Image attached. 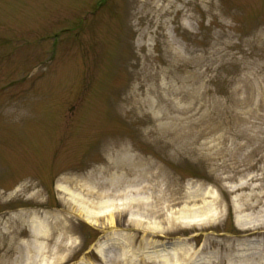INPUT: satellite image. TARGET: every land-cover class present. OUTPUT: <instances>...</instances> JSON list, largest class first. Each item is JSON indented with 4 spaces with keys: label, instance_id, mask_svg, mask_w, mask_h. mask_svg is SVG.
<instances>
[{
    "label": "rangeland",
    "instance_id": "rangeland-1",
    "mask_svg": "<svg viewBox=\"0 0 264 264\" xmlns=\"http://www.w3.org/2000/svg\"><path fill=\"white\" fill-rule=\"evenodd\" d=\"M263 172L264 0H0V255L9 264H26L29 231L16 230L32 210L55 237L68 229L62 248L45 253L55 264H99L114 234L169 250L193 235L198 247L208 233L239 236L246 210L235 209L231 187L256 176L241 193H259ZM196 188L220 201L206 229L179 223L198 204L166 206ZM107 200L113 217L103 210L89 222L78 209Z\"/></svg>",
    "mask_w": 264,
    "mask_h": 264
},
{
    "label": "bare ground",
    "instance_id": "bare-ground-1",
    "mask_svg": "<svg viewBox=\"0 0 264 264\" xmlns=\"http://www.w3.org/2000/svg\"><path fill=\"white\" fill-rule=\"evenodd\" d=\"M240 171L239 167H235ZM234 175L228 174L224 176L226 180H235ZM264 179V172L261 176ZM256 176L250 177L247 180H237L231 187V192L237 193L241 204L236 205V210H246L244 218L236 220L237 226L242 233L239 236H228L225 234H216L214 232L208 233L202 240L198 247L192 241L196 239L197 235L186 238L182 245L167 249L166 243H161L159 240L142 238L136 244V234H114L110 240H106L100 244L98 253L101 257L99 264H264V230L261 229L257 223L258 218L264 217V189L259 193L252 192L243 195V190L249 188L252 181H256ZM250 181V183H249ZM125 197L129 209H133L135 201L128 196ZM92 194V193H91ZM102 197V194H100ZM167 207L179 205L181 203L198 204V207H186L183 209L185 220L179 223L194 228L198 226L201 229H206L205 222L219 217L218 205L219 200L212 195L211 190L205 188H196L195 190L186 191L181 196L171 194L167 199ZM87 203L89 206L90 204ZM115 207L113 200L105 201L100 205H91L97 211L90 210L81 204L78 205L79 211L84 218L89 222L97 219L99 212L108 214L113 217L110 210L105 208ZM29 217L23 221L21 226L16 230V234H21L27 227L29 231V238L21 241L23 257L26 259V264H55L58 259L46 256L49 244L56 245L57 250L62 248V242L67 238L68 229L63 226L60 235L55 237V227H52L47 220L40 217V212L36 210L30 211ZM254 216V217H253ZM129 221L142 225L140 220H137L133 214H130ZM168 221V219H167ZM169 221L170 217H169ZM248 221V222H247ZM196 225V226H194ZM151 229V228H150ZM213 234L214 236H209ZM113 241L112 243H110ZM112 248V250H110ZM117 249V250H114ZM12 246L5 250V255H10ZM10 259L4 258L0 255V264H9ZM15 264V259L11 260Z\"/></svg>",
    "mask_w": 264,
    "mask_h": 264
}]
</instances>
